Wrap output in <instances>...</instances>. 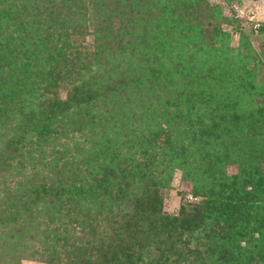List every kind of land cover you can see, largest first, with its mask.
Listing matches in <instances>:
<instances>
[{
	"label": "rangeland",
	"instance_id": "1",
	"mask_svg": "<svg viewBox=\"0 0 264 264\" xmlns=\"http://www.w3.org/2000/svg\"><path fill=\"white\" fill-rule=\"evenodd\" d=\"M198 1L206 6L197 8L194 14L201 17L202 23L187 25L183 19L174 20L172 17L181 15H172V8L168 7L162 11L167 22L158 36L152 38L159 48L158 64L166 62L165 67L169 68L172 65L163 58L167 56L160 45L174 27L168 49L174 48L175 59L180 64L192 63L199 77L198 84L205 83L206 87L194 89L196 96L207 98L204 108H219V101L227 104L234 101L245 112L242 120L231 127V132H226V137L212 140L211 146L204 149L208 157L220 160L219 169L209 172L211 177L217 173L233 176L242 169L240 160L248 158L254 166L258 162L262 167L264 164V0ZM96 2L0 0L3 37L12 32L15 36L22 33L19 24L20 21L28 24L25 17L28 12L34 17L43 12L39 18L35 17L39 26L46 37L47 33L55 34L48 37L54 44V52L59 51V57L63 55L61 60L67 59L64 64L60 63L59 70L47 75L46 81L42 79L44 65L39 61L33 69L25 70V76L17 69L18 76L12 75V79H19L22 87L15 85L20 93L16 104H7L3 99L7 98L4 94L14 91L13 88L3 89L0 100V264H70L67 250L77 252L79 245L85 247L83 253L89 258L80 264H104L102 261L108 257L112 264H125L120 259V248L125 249L128 241L137 240L135 235L140 221L137 219L135 225L134 217L135 226L132 227L130 222L137 212L134 200L140 196L138 192L144 182L138 175L134 177L128 173L125 177L122 174L125 165L120 169L121 161L126 158L140 162L137 166L132 161L131 168L137 174L141 163L150 162V151L142 153L141 145L134 139L135 131L140 127L156 126L155 113L161 112L167 97L157 101L149 94L152 91L144 88L143 95L150 100L149 108L141 106L134 96L118 90L114 91L117 96L112 95L113 99L110 96L111 107L107 112L103 93L109 88L108 85L103 87L102 81L99 85L103 89L94 94L93 99L86 97L83 84L94 86L99 75L109 84L123 70L121 67L116 74L114 61H105L97 55ZM71 5L75 7L74 12L82 13L80 20L69 24L67 17L57 22L59 12L68 10ZM62 23L74 27L58 32L57 24ZM30 30L37 31L35 25ZM14 45L12 39L11 49ZM27 45L29 43L23 48L24 54L29 53ZM6 55L0 54V65L8 63ZM77 55L79 59L76 60ZM29 60H33L31 54ZM48 72L50 67H46ZM178 78L174 81L178 93L191 88ZM255 85L258 88L253 89ZM207 87L210 90L206 92ZM70 92L76 96L67 104L68 110L61 108L60 115L59 109L50 134L41 136L36 130L37 123L29 117L30 111L38 110L40 103L51 99L66 100ZM255 116L259 117L258 123L252 120ZM117 132H129V141L125 144L117 141ZM182 138L191 153L197 155L202 141ZM201 153L191 171L171 162L154 174V182H159L155 190L162 199L164 212L176 214L187 201L200 200L193 194L196 182L186 176L197 170L200 175L206 173L205 182L211 179H206L205 165L199 164ZM249 163L244 164L245 172L250 169ZM101 177H108L107 181L113 186L105 191L104 185H99ZM207 235V232L200 233L198 240L192 239L190 248L180 256L169 257L167 264H215L218 247L213 243L214 238ZM156 239H150L148 251L158 256V249L152 244ZM230 241L227 246L234 254L231 253L226 264H234V261L236 264H259L250 254L240 255V241ZM102 252H106V257Z\"/></svg>",
	"mask_w": 264,
	"mask_h": 264
},
{
	"label": "trees",
	"instance_id": "2",
	"mask_svg": "<svg viewBox=\"0 0 264 264\" xmlns=\"http://www.w3.org/2000/svg\"><path fill=\"white\" fill-rule=\"evenodd\" d=\"M197 1L97 0L96 2L98 12L94 16V22L97 27L95 30L97 55L105 61L113 60L116 64V74L121 67L123 70L121 69V73L115 76V79L111 80L109 84L105 78L102 80L100 75L97 77L94 86L89 83L83 84L82 90L85 91L86 97L93 99L94 94L108 85L109 90L105 89L106 93H103L106 95L104 102L107 112L111 107L110 99L117 96L114 91L118 92L119 90L122 94L132 95L141 106L147 105L149 108L150 100L148 96L143 95L144 88L152 91L149 94L155 96L157 101L161 100L163 96L167 97L163 103L164 108L160 113L157 111L155 113L156 126L154 128L152 126L150 128L140 127L135 131L137 137L134 135V139H137L139 143L137 144L141 145L139 149L143 150L142 153L150 151V162L141 163L140 173L137 174L131 168L133 166L132 161L137 166L140 162L126 158L121 161L120 169L125 165L124 173H122L125 177L128 173L134 177L138 175L144 182V186L141 185L138 192L140 196L134 200V207L137 212L132 215L130 222L132 227L134 217L136 218L135 225L140 221V225H137V235H135L137 240L135 242L126 241L125 249L120 248V259L125 264H167L169 257L182 255L186 248H190L192 239L198 240L202 232H207V236L214 238L215 242L213 243L216 244L215 247H218V256L214 259L215 264H226L229 260L233 251L230 249L229 252L227 244L232 239L240 241V255L250 254L253 259H258L259 264H264V164L262 167V164L258 162L254 166V164L249 163L247 158L246 161L240 160L242 169H239L237 174L223 176L217 173L211 177L209 172L214 170L216 172L219 169L220 160L208 157V152L204 151L211 146L212 140H220L224 136L226 137V132H231V127L242 120L245 112L234 101L229 103L230 105L219 101V108H204V102L207 98L196 96L195 90L202 86L206 87L205 83L198 84L199 77L195 74V67L192 63L180 64V61L175 59L174 48L168 49L175 33L174 27L167 33L168 39L163 38L166 41L160 45L161 50L163 49V53L167 56L163 58L169 60L172 66L165 67L167 66L165 65L166 62L158 64L160 61L159 48L153 38L158 36L159 30H162L165 22H167L162 11L168 7L172 8V15H181L172 17V19L178 21L183 19L187 25L202 23L201 17L197 18L194 14L198 12L197 8L202 9L206 6ZM178 2L182 5L179 6ZM74 10L75 7L71 5L68 10L60 11L59 15H56L57 22L61 18L67 17H69V24L75 23L73 21H79L82 13L74 12ZM203 11L207 13L206 9ZM42 14L43 12L38 13L35 17L39 18ZM25 17L28 19V24L24 25L22 21L19 24V31L22 30V33L15 36L12 32L7 37H3L4 33H0V54H8L6 55L8 63L0 65V100L5 91L3 89L12 87L14 90L8 92L9 94H4L8 98V100L6 97L3 98L7 104H16L17 99L20 98L21 81L12 79V75L17 74L18 76L17 69L18 72L20 71L19 74L22 73L25 76V70L33 69L39 61L44 65L42 79L46 81L47 75H50L53 70H59L60 63L64 64L67 61V59L61 60L63 55L59 57V51L54 52L52 46L54 44L48 37L55 34L47 33L46 37L43 28L39 26L36 18L30 12ZM31 17L34 18L31 19ZM89 17L90 13L87 20ZM34 22L36 24H33ZM69 24H57L59 25L57 31L61 32L63 28L68 31L69 28L74 27L68 26ZM33 25L37 31L30 30ZM2 38L6 39L7 42L3 41ZM12 39L16 45L11 49ZM28 43L29 53L26 51L24 54L23 48ZM29 54L33 58L32 61L29 60ZM57 57L59 58L57 59ZM78 57L79 55L75 59H79ZM46 67H50V72L46 73ZM177 75L183 84L189 85L191 88L178 93L174 84ZM143 77H145L144 80ZM101 81L103 87L99 85ZM252 88L258 87L255 85ZM75 89L77 90L78 87ZM207 90L210 88L207 87L205 91L207 92ZM75 96L74 93L70 92L66 100L51 99L49 102L40 103L38 110L30 111L29 117L37 123L36 130L41 136L50 134L51 127L56 122L58 110L60 109V115L61 108L67 111V104ZM210 105L213 106L212 103ZM258 112L261 113L262 111ZM99 115L101 116V114ZM255 117L256 119L252 120L258 123L259 117ZM202 124L204 125L200 128ZM129 136V132L124 134L117 132L116 139L125 144L126 141H129ZM182 136L190 140L196 141L198 138L202 141L198 149L200 153H204H201L202 157L199 159V164L205 165L208 170L206 179L208 177L211 179L205 182L206 173L202 172L200 175L197 170L193 174L187 175V178L196 182L194 183L193 194L200 200L187 201V205H183L176 214H169L162 209V199L158 191L155 190L159 182L158 184L154 182V174L160 173L171 162L177 163V166L187 172L188 170L191 171L194 165H197L196 157H198L199 152L196 151L197 155L191 153ZM244 158L242 157V159ZM245 163L250 164V169L246 172L244 171ZM113 177L115 178L116 175ZM108 179V177L99 178V185L102 183L105 191L113 186L110 180L107 181ZM249 187L251 189H248ZM152 237L158 239L153 240L152 243L158 249V256L154 254V251H148L149 247L151 248L149 241ZM164 246L165 248H163ZM78 249L77 252L67 250L66 254L71 260L70 264H80L83 260L84 262L89 260L88 256L83 253L85 247L79 245ZM101 255L106 257L107 254L102 252ZM232 257L235 260V256ZM102 262L104 264L113 263L110 257L104 258ZM234 264H236L235 261ZM253 264L257 263L254 262Z\"/></svg>",
	"mask_w": 264,
	"mask_h": 264
}]
</instances>
